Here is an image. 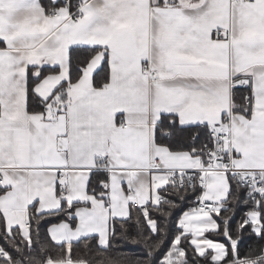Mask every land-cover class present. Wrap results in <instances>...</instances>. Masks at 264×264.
I'll list each match as a JSON object with an SVG mask.
<instances>
[{
  "label": "snow or ice",
  "instance_id": "snow-or-ice-1",
  "mask_svg": "<svg viewBox=\"0 0 264 264\" xmlns=\"http://www.w3.org/2000/svg\"><path fill=\"white\" fill-rule=\"evenodd\" d=\"M0 264H264V0H0Z\"/></svg>",
  "mask_w": 264,
  "mask_h": 264
},
{
  "label": "trees",
  "instance_id": "trees-1",
  "mask_svg": "<svg viewBox=\"0 0 264 264\" xmlns=\"http://www.w3.org/2000/svg\"><path fill=\"white\" fill-rule=\"evenodd\" d=\"M189 203H191V201H189ZM236 219L238 220L239 219V216H237ZM53 222H55V221H53ZM130 250H135V249H130Z\"/></svg>",
  "mask_w": 264,
  "mask_h": 264
}]
</instances>
